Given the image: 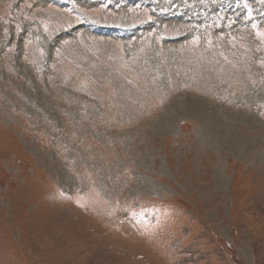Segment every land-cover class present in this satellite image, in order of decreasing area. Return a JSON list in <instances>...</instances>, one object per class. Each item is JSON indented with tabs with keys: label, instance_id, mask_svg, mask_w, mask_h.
I'll list each match as a JSON object with an SVG mask.
<instances>
[{
	"label": "rangeland",
	"instance_id": "374dc122",
	"mask_svg": "<svg viewBox=\"0 0 264 264\" xmlns=\"http://www.w3.org/2000/svg\"><path fill=\"white\" fill-rule=\"evenodd\" d=\"M0 264H264V0H0Z\"/></svg>",
	"mask_w": 264,
	"mask_h": 264
},
{
	"label": "bare ground",
	"instance_id": "6f19581e",
	"mask_svg": "<svg viewBox=\"0 0 264 264\" xmlns=\"http://www.w3.org/2000/svg\"><path fill=\"white\" fill-rule=\"evenodd\" d=\"M190 99V98H189ZM192 99V98H191ZM191 101V104H195V106L197 105V104H199L201 107H202V109H204V106H205V104L203 103V102H200V101H198V100H190ZM198 105V106H199ZM171 107H172V105L171 106H169L168 107V109H167V113L169 114L170 113V109H171ZM197 107V106H196ZM205 110H206V108H205ZM205 110H203L205 113H206V111ZM163 119V118H162ZM163 121V120H162Z\"/></svg>",
	"mask_w": 264,
	"mask_h": 264
}]
</instances>
